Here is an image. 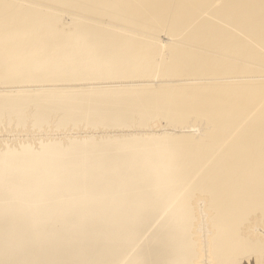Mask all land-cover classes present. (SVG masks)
<instances>
[{"label": "bare ground", "instance_id": "obj_1", "mask_svg": "<svg viewBox=\"0 0 264 264\" xmlns=\"http://www.w3.org/2000/svg\"><path fill=\"white\" fill-rule=\"evenodd\" d=\"M0 264H264V0H0Z\"/></svg>", "mask_w": 264, "mask_h": 264}, {"label": "rangeland", "instance_id": "obj_2", "mask_svg": "<svg viewBox=\"0 0 264 264\" xmlns=\"http://www.w3.org/2000/svg\"><path fill=\"white\" fill-rule=\"evenodd\" d=\"M130 80H121L116 83L108 82V81H78V82H60L58 84H66V85H74V86H86L89 85V87H96L100 85H117V84H130ZM43 86H47V83H43ZM185 131L187 132H193L190 130V127H185ZM197 132H199L197 130ZM86 135V134H84ZM4 139V138H3Z\"/></svg>", "mask_w": 264, "mask_h": 264}]
</instances>
